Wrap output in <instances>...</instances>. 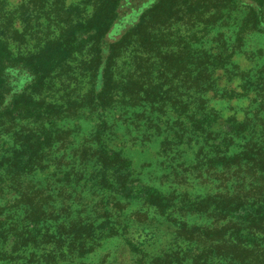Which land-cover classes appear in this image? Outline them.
Wrapping results in <instances>:
<instances>
[{
    "label": "trees",
    "instance_id": "16d2710c",
    "mask_svg": "<svg viewBox=\"0 0 264 264\" xmlns=\"http://www.w3.org/2000/svg\"><path fill=\"white\" fill-rule=\"evenodd\" d=\"M123 1L88 0L93 13L86 19L74 18L61 9L63 0H55L50 7L45 5L47 12L43 13L55 12L54 17L63 24L60 33L46 36L38 50L16 55L10 46L11 33L5 26L0 0V139L3 132L9 133L14 144L9 155L0 156V197L8 193L16 196L17 208L25 213L22 220L9 222L6 211L0 208V262L47 244L79 257L95 250L91 244L97 230L94 225H60L52 229L55 216L48 211V197L41 190L26 189L23 183L44 172L52 152L69 143L72 132L59 124L87 110L99 119L93 146L82 153L84 163L93 164L91 187L108 196L117 211L124 209L122 201L143 203L168 217L176 229L181 245L176 251L152 258L150 264H264V67L250 79L230 77L228 83L238 81V87L222 90V81L215 73L229 72L234 53L226 56L224 48L217 54L198 53L185 40L172 46L166 32L178 22L216 24L225 10L235 9L238 3L159 0L142 12L137 23L118 35L113 30L121 23ZM43 2L29 0L26 6L31 5L32 10L37 6L39 10ZM263 5L264 0H255L251 5L249 21L240 29L237 44L249 29L261 31ZM12 35L11 39L25 43L18 30ZM131 49L132 72L119 78L118 61ZM86 54L83 69L88 74V89L84 95L70 98L63 105L48 101L47 96L54 91L53 80ZM23 76L29 77L28 86L17 90L15 81ZM183 88L194 92L188 96L195 97L194 102H183L185 97L182 99L177 92ZM211 92L227 101L252 100L256 110L245 120H223L208 108ZM117 104L150 107L160 114L173 110L180 124L178 140L182 142L190 136L197 139L198 164L222 192L193 200L165 195L134 180L132 162L122 151L104 143L106 115ZM18 127L21 128L17 130ZM238 141L244 144L240 146ZM176 213L180 217L174 216ZM194 217L209 224L191 225L189 220ZM111 231L120 235L112 225ZM127 242L135 254H144L134 243ZM52 260L48 258L46 262L31 254L27 264Z\"/></svg>",
    "mask_w": 264,
    "mask_h": 264
},
{
    "label": "rangeland",
    "instance_id": "374dc122",
    "mask_svg": "<svg viewBox=\"0 0 264 264\" xmlns=\"http://www.w3.org/2000/svg\"><path fill=\"white\" fill-rule=\"evenodd\" d=\"M28 1L1 0L2 16L7 22L5 26L11 33L10 46L16 55H28L38 50L46 36H57L63 26L54 17L55 12L43 13L47 12L45 5L51 6L52 2L55 4V0L39 3V10L37 6L33 10L31 5L27 8ZM158 1L124 0L120 9L121 23L113 31L119 35L137 23L142 12ZM235 1L238 3L236 8L225 10L223 18L216 24L201 22L188 25L178 22L166 30L173 42L172 46H179L185 40L198 53L217 54L220 48L226 49V56L234 53L231 65L227 68L229 72L220 70L215 73V77L222 81L219 87L222 90L238 87V81L228 83L230 77L250 79L264 67V7L261 31L249 29L242 42L237 44L238 33L249 21L251 5L255 0ZM60 5L61 9L73 14L77 19H86L93 13V6L88 0H63ZM16 30L24 36L25 43L11 39L12 31ZM133 54L134 50L131 49L119 59V78L132 72ZM87 59L88 54L79 56L65 72L53 80L54 91L47 96L48 101L63 105L70 98L78 99L84 95L88 89V74L83 65ZM21 77H17L15 81L17 90H25L28 86V76L26 79ZM177 92L183 95L182 99L185 97L183 102L196 100L195 97H188L193 91L183 88ZM218 96L220 95H214L213 92L208 94V108L218 112L223 120L231 117L245 120L256 110L252 100L227 101ZM106 120L108 130L104 143L110 149L122 151L132 162L133 179L140 180L141 185L156 189L165 195L182 198L187 196L193 200L222 192L220 185L212 183L213 178L198 164L200 145L196 142L197 139L190 136L182 142L178 140L180 124L173 110L168 114H160L150 107L131 108L117 104L107 113ZM98 124L96 115L87 110L79 117L59 124L60 128L72 132L69 143L65 147H57L52 152L44 172L23 181L27 185L26 189L31 187L41 190L48 197V211L55 216L51 223L52 229L56 230L60 225H94L97 230L91 244L95 250L85 257H79L70 254L66 249L60 250L47 244L30 253L15 255L14 260L4 259L0 264H27L31 254L45 261L48 258L53 259L46 264H150L152 258L162 252L176 251L181 245L177 242L176 229L168 217H162L154 208L139 202L122 201L124 209L117 211L108 196L91 187L89 179L93 164L84 163L82 153L86 148L93 146L92 138ZM24 127L29 128L28 125ZM238 144L242 146L244 142L238 141ZM13 146L11 135L3 132L0 139V156L9 155ZM138 185L135 188H138ZM16 202L17 197L10 193L4 198L0 197V208L6 211L9 222L22 220L25 216L24 211L17 208ZM174 216L180 217V213ZM110 223L120 235L116 236L111 231ZM189 223L198 226L209 224L205 219L196 217L190 219ZM127 240L134 243L144 254H135Z\"/></svg>",
    "mask_w": 264,
    "mask_h": 264
}]
</instances>
